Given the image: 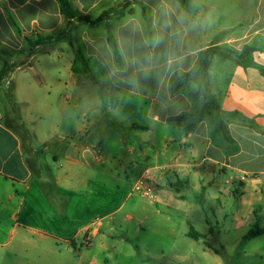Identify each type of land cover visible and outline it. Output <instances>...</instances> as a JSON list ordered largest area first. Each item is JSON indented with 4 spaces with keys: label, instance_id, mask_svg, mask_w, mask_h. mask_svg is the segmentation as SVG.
I'll list each match as a JSON object with an SVG mask.
<instances>
[{
    "label": "crops",
    "instance_id": "0c3cea01",
    "mask_svg": "<svg viewBox=\"0 0 264 264\" xmlns=\"http://www.w3.org/2000/svg\"><path fill=\"white\" fill-rule=\"evenodd\" d=\"M69 1L72 17L59 0H0V95L6 83L9 96L40 99L59 122L34 135L41 142H25L24 118L7 123L0 114V264H107L114 216L128 205L126 219L139 224L150 209L183 214L184 237L187 227L205 240L264 228V0H192L194 13L177 0H139L146 16L133 4L134 15L96 24L81 19L124 0ZM41 37L51 39L36 45ZM247 45L257 49L251 67L216 56L210 80L221 110L252 123L226 121L229 142L213 138L209 118L192 131L169 120L202 105L195 81L171 91L202 50ZM64 90L70 112L49 102ZM146 172L158 192L145 204L133 190ZM209 203L211 219L195 229Z\"/></svg>",
    "mask_w": 264,
    "mask_h": 264
},
{
    "label": "rangeland",
    "instance_id": "374dc122",
    "mask_svg": "<svg viewBox=\"0 0 264 264\" xmlns=\"http://www.w3.org/2000/svg\"><path fill=\"white\" fill-rule=\"evenodd\" d=\"M216 69L217 67L214 73ZM211 86V80H209V90L212 94ZM2 87L6 91L3 96L0 95V114L4 117V122L14 123V119L23 117L25 142H41L34 139V135H44L52 123L54 125L59 123L55 121L54 114L44 113L40 99L24 103L23 98L19 96L15 98L7 94L9 87L6 83L2 84ZM93 100L85 99L83 106H89ZM49 102L53 109L64 107L69 112L74 103L67 90L51 94ZM109 193L108 190L106 209L114 205L113 196ZM134 201L147 202L136 193H134ZM128 207L129 205L124 211L114 216V232L111 239L115 242L107 245L108 253H110L107 264H264V235L255 240H247L244 238L246 231L240 230L232 231L230 234L224 233L220 238L209 236L208 240H192L184 237V231L187 230L182 223L183 214H180V217L170 216L172 214L168 215L169 213L163 210L157 215L153 209H150L146 223L139 224L136 220L126 219L125 210ZM211 207L209 203L202 224L200 227H194L195 229L206 228L207 217L210 219L212 217ZM213 225L216 230V223L214 222ZM137 228L138 232H136ZM191 228L187 227L188 231ZM122 239L126 242H121ZM206 242L213 246L214 251L207 248Z\"/></svg>",
    "mask_w": 264,
    "mask_h": 264
},
{
    "label": "trees",
    "instance_id": "16d2710c",
    "mask_svg": "<svg viewBox=\"0 0 264 264\" xmlns=\"http://www.w3.org/2000/svg\"><path fill=\"white\" fill-rule=\"evenodd\" d=\"M60 8L62 14L67 17H72L71 13V5L69 0H59ZM177 2L181 5V7L187 13H194L195 6L193 5L192 0H177ZM138 5L146 16V8L139 0H124L122 4L118 6V8L110 9L104 12L99 18L96 20H90L89 18H83L82 21L90 22L91 24H96L104 20H108L112 17L122 18L126 14L134 15L135 9L132 8V5ZM51 37H41L39 38L35 44L38 45L41 42H45L50 40ZM109 45L115 55V58L118 62H121V55L117 45V42L113 35L109 33L108 35ZM257 51V49L252 45H247L243 48L241 52L234 51L228 48H223L219 46H214L202 50L199 53L198 60L194 66V68L188 72L184 73L172 81L171 91L172 94H175L180 90V88L189 81H195L199 84V89L195 94L196 99H200L202 101V105L195 111V113L190 115H184L181 117L170 118V121H174L177 123H186V130L192 131L203 119L209 118L212 126V135L213 138H225L227 141H231L228 137L226 131V121L228 120H237L242 123H252L245 116H243L239 112H224L221 110L217 99L213 94H211L209 90V80H210V71L212 69V61L214 57H220L225 60H229L238 66L243 68L251 67L253 63V54ZM84 62V61H83ZM87 74H90L89 67L85 64ZM1 80V79H0ZM188 237L196 240L206 239L205 235H202L192 228L188 232ZM264 235V228H261L258 224H256L246 235V239L252 240L258 236ZM206 246L211 248V244L206 242Z\"/></svg>",
    "mask_w": 264,
    "mask_h": 264
},
{
    "label": "built area",
    "instance_id": "2783aa9c",
    "mask_svg": "<svg viewBox=\"0 0 264 264\" xmlns=\"http://www.w3.org/2000/svg\"><path fill=\"white\" fill-rule=\"evenodd\" d=\"M134 193L141 198L154 200L158 192V185L150 172L143 174L134 185Z\"/></svg>",
    "mask_w": 264,
    "mask_h": 264
}]
</instances>
